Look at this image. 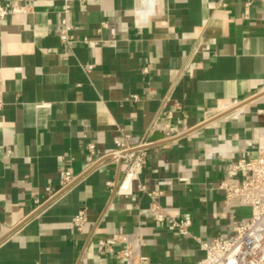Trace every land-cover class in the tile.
<instances>
[{
    "label": "crops",
    "instance_id": "obj_1",
    "mask_svg": "<svg viewBox=\"0 0 264 264\" xmlns=\"http://www.w3.org/2000/svg\"><path fill=\"white\" fill-rule=\"evenodd\" d=\"M27 1L0 17V264H119L98 240L141 220L151 264H198L200 241L251 214L224 210L219 182L264 134V0L249 17L244 0H67L69 44L58 32L66 0ZM155 120L164 135L138 180L120 187L126 168L111 160L87 170L88 144L105 155ZM66 168L78 180L51 202ZM159 190L170 215L191 216L190 234L153 219L148 192Z\"/></svg>",
    "mask_w": 264,
    "mask_h": 264
},
{
    "label": "built area",
    "instance_id": "obj_2",
    "mask_svg": "<svg viewBox=\"0 0 264 264\" xmlns=\"http://www.w3.org/2000/svg\"><path fill=\"white\" fill-rule=\"evenodd\" d=\"M245 17H249L250 6L253 0H244ZM30 4L27 0L0 1V17L4 18L10 14L26 13ZM70 11V4L66 0L62 26L59 28V36L63 43L69 44L74 41L72 33L73 25L69 23L67 14ZM105 26L108 24L103 23ZM88 42V39H84ZM93 65H86L91 68ZM6 82L0 68V111L5 105ZM136 97V95H134ZM158 128H164L161 123L154 121L143 136H135L122 133V137L115 140V147L107 154L96 156L95 145H87L88 164L87 170L108 160L120 162L125 165V176L120 187H127L135 180H138L144 170L149 147L155 142L151 139V134ZM257 156L248 153L239 157H234L227 166L219 187L225 192L223 209L226 210L231 205H250L251 214L233 221L231 228L226 233L217 235L211 242L200 241V246L204 250V256L198 264H264V134L257 139ZM11 153V149H7ZM129 177L127 186L125 181ZM186 180V178H180ZM78 180V175L71 169H63L60 172V187L53 190L47 187L49 193L48 200L55 201L70 189ZM108 185L113 187L114 181L109 180ZM161 184L171 185L172 180L165 178ZM141 190L147 191L142 182L138 183ZM163 191H149L151 197V213L157 222H164L172 229L182 235L190 234L192 218L190 215H170L165 207L158 200V196ZM88 220L86 208H81L73 217L72 223L76 229L81 230ZM143 221H139L132 232L121 231L113 236L98 240V250L104 253L107 249L116 252L119 264H151L147 255L142 252L143 244ZM116 243H124V246L115 250Z\"/></svg>",
    "mask_w": 264,
    "mask_h": 264
},
{
    "label": "water",
    "instance_id": "obj_3",
    "mask_svg": "<svg viewBox=\"0 0 264 264\" xmlns=\"http://www.w3.org/2000/svg\"><path fill=\"white\" fill-rule=\"evenodd\" d=\"M163 135H164V134H163L161 131H159V130H155V131L153 132L152 136H151V139H152V140H155V139H158V138H160V137H163ZM128 182H129V177H128L127 180L125 181L124 186H127Z\"/></svg>",
    "mask_w": 264,
    "mask_h": 264
}]
</instances>
